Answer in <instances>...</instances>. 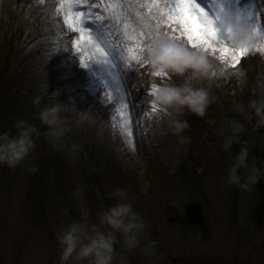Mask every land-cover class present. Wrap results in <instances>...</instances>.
<instances>
[{
  "label": "rangeland",
  "instance_id": "obj_1",
  "mask_svg": "<svg viewBox=\"0 0 264 264\" xmlns=\"http://www.w3.org/2000/svg\"><path fill=\"white\" fill-rule=\"evenodd\" d=\"M19 1L14 0L13 9L18 10ZM37 1L42 0L33 3ZM155 2L165 11L166 3L171 6L170 0ZM198 2L206 11L212 10L213 18L225 12L237 17L239 10V19L264 35L262 12L258 13L257 4L238 7L240 0ZM56 3L57 12L67 25L66 11L70 16L83 12L92 17L83 24L79 17L74 18L77 26L90 31L70 33L67 64L72 71L71 81L108 114L116 160L122 171L133 175L127 176L126 184H139L138 188L130 186L140 189L137 196L133 188L130 194L134 197V210L145 219L147 227L136 249L126 250L121 242L116 244L118 261L123 258L126 264H264V178L252 191L229 186L228 168L240 147L225 155L214 146L192 143L190 129L183 134L189 141L185 145L171 131L162 133L168 117L159 120L158 114L163 113L157 105L152 111L151 86L158 85L154 70L147 63L133 62L130 67L126 62L127 49L135 45V37L156 29V10L149 8L153 0H101L99 10L93 7L88 11L78 9L81 4L77 0ZM105 23L111 32L103 28ZM9 42L0 38L1 58L3 52L12 50L14 39ZM185 46L192 48L186 40ZM215 47L220 49L223 45L217 43ZM207 53L213 55L211 51ZM214 55L228 61L231 54L225 59L220 58L219 51ZM63 57L66 62L64 54ZM246 74L238 76L236 88L253 94L250 100L255 99L259 93L254 94V80ZM147 75L151 80L148 84ZM170 77L171 83L185 81ZM125 103H129L130 110L124 107ZM221 116L225 118L224 114ZM245 124L241 138L249 140V162L259 157L257 165L264 166V129L255 131L254 121ZM210 140L217 138L213 135ZM131 141L136 145L133 150L128 147ZM39 156L38 152L30 154L15 168L0 164V264H61L58 236L67 224L82 221L89 230L96 226L107 229L98 216L107 208L104 187L103 183H94L95 176L88 185H76L67 195L56 192L44 195L42 200L29 197L27 185ZM181 165L186 167L183 175L178 172ZM117 179L115 176L114 181ZM66 187L72 188V184ZM151 240L157 242L156 247L146 251L145 245Z\"/></svg>",
  "mask_w": 264,
  "mask_h": 264
},
{
  "label": "trees",
  "instance_id": "obj_2",
  "mask_svg": "<svg viewBox=\"0 0 264 264\" xmlns=\"http://www.w3.org/2000/svg\"><path fill=\"white\" fill-rule=\"evenodd\" d=\"M56 2L57 0H42L33 3V0H20L18 10H15L12 8L15 6L14 0H0V38L2 42L9 39V43L14 39L12 50L3 52V58L0 57V132L8 128L15 135L17 129L14 124L20 119L27 120L41 131L40 136L34 137L35 148L29 153L38 152L40 155L33 166L36 171H32L28 181L29 197L42 200L44 195L51 196L56 192L67 195L69 191L76 189V185H88V180L95 176L94 183H103L102 194L107 207H110L117 200L111 195L115 189H126L130 193L133 188L136 189L134 194L137 196L139 184H134L133 178L131 185L137 188H130L131 185L126 184L127 176L133 175L132 172L122 171L116 160L108 114L98 102L71 81L72 71L67 64V54L73 30L61 20ZM88 2L93 3L97 9L101 8V0ZM254 3L258 5V13L262 12L260 19L264 27V0H255ZM263 46L264 40L256 45L257 48H264ZM197 49L207 54L213 70L209 77L194 79L192 83L196 87L207 88L213 102L205 117L186 113L184 118L191 124L192 143L203 142L226 155L242 145L234 144L232 150L225 151L222 147L224 137L217 135L216 129L224 127L229 119L243 120L234 111V104L237 101L247 104L253 94L240 92L236 88L237 78L241 73L248 72V78L252 82L254 80V94L264 96V54L250 52L240 58L236 67H232L231 60L221 61L217 55L209 56L206 50ZM175 77L180 80L186 78ZM147 80V84L151 82L148 75ZM171 80L170 76L157 77L158 84L171 83ZM37 96L41 101L39 106L33 104ZM53 105L61 108L60 115L66 131L61 138L50 141L45 135L47 128L40 122L37 114L40 108ZM222 114L225 115V121ZM213 135L217 141L210 140ZM185 169L181 165L178 172L183 175ZM104 172L107 176H104ZM115 176L117 181H114ZM70 183L72 188L66 187Z\"/></svg>",
  "mask_w": 264,
  "mask_h": 264
},
{
  "label": "clouds",
  "instance_id": "obj_3",
  "mask_svg": "<svg viewBox=\"0 0 264 264\" xmlns=\"http://www.w3.org/2000/svg\"><path fill=\"white\" fill-rule=\"evenodd\" d=\"M215 26L222 41L232 48L251 50L264 39V35L254 25L238 19L230 12H225ZM145 59L154 71L167 76L186 77L182 84L162 82L156 85L152 93L153 102L163 113L158 114L159 120L162 121L164 116L168 117L167 128H161V132L171 131L178 137L179 143L185 145L189 141L183 134L191 128L189 121L184 118L185 114L205 117L213 102L211 92L207 88L194 86L192 80L209 77L213 65L204 51L166 39L153 41L146 50ZM40 102L39 96L33 100L35 106H39ZM234 111L243 120L232 118L224 127L216 129V134L224 137L222 147L225 151L232 150L234 144L242 145L239 152L232 155L226 183L252 191L264 178V166L257 165L259 157H253L249 162V140H241V136L246 131L245 121H254L255 131L264 129V96L251 99L247 104L237 101ZM60 112L61 108L53 105L40 108L37 114L40 122L47 128L45 135L50 141L61 138L66 131ZM14 127L17 129L15 135L10 131L0 132V164L12 168L29 155L35 148L34 137L41 135L39 128L24 119L17 120ZM261 164L264 165V160ZM33 171H36V167ZM111 195L117 202L98 214L100 224L107 225L106 230L98 226L89 230L82 221H74L62 228L58 236L62 249L61 264H126L123 258L118 261L116 244L121 242L126 250L136 249L141 244V236L147 223L134 210V197L122 188L115 189ZM156 243L155 240L149 241L145 250H154Z\"/></svg>",
  "mask_w": 264,
  "mask_h": 264
},
{
  "label": "snow or ice",
  "instance_id": "obj_4",
  "mask_svg": "<svg viewBox=\"0 0 264 264\" xmlns=\"http://www.w3.org/2000/svg\"><path fill=\"white\" fill-rule=\"evenodd\" d=\"M170 5L168 3L165 4L166 11L161 9L155 0L149 5L150 10L153 8L156 10V15L153 17L156 20V29L148 33H140L135 37V45L127 49L129 52L126 61L128 66L131 67L133 62L137 65L148 64L145 59L146 50L153 41L158 39L172 40L181 45L186 40L193 49L200 48L211 51L213 55L219 51L221 59H225L231 54L229 58L232 62V67H236L240 62V58L250 52L258 51L264 54V48H257L256 46L251 50L247 48L230 49L227 43L222 41L215 26L220 16L215 15L213 18L212 10L206 11V8L198 0H170ZM75 17H79L82 24L85 19H92L90 15L85 16L83 12H77L74 16H70L66 11L65 22L68 23L69 28L74 32L90 31L84 26H77L74 23ZM237 18L239 19V10H237ZM175 33L179 34L175 35ZM217 43L222 44L223 47L217 49L215 47ZM85 67L87 66L85 65ZM153 74L157 77L167 76L158 71H154ZM155 87L156 84H152L151 93H153ZM124 107L130 110L129 103H125ZM152 111H156L154 102ZM128 134L132 135L131 132Z\"/></svg>",
  "mask_w": 264,
  "mask_h": 264
},
{
  "label": "bare ground",
  "instance_id": "obj_5",
  "mask_svg": "<svg viewBox=\"0 0 264 264\" xmlns=\"http://www.w3.org/2000/svg\"><path fill=\"white\" fill-rule=\"evenodd\" d=\"M135 146L136 145H135V143L133 141L128 143V147H129L130 150H133Z\"/></svg>",
  "mask_w": 264,
  "mask_h": 264
}]
</instances>
